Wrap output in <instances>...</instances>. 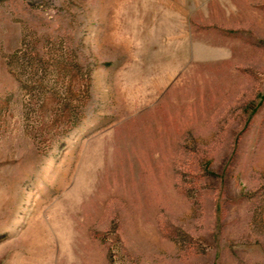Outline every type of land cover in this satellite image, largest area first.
Segmentation results:
<instances>
[{
    "label": "rangeland",
    "instance_id": "obj_1",
    "mask_svg": "<svg viewBox=\"0 0 264 264\" xmlns=\"http://www.w3.org/2000/svg\"><path fill=\"white\" fill-rule=\"evenodd\" d=\"M0 264H264V0H0Z\"/></svg>",
    "mask_w": 264,
    "mask_h": 264
}]
</instances>
